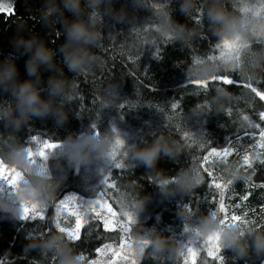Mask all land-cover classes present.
I'll list each match as a JSON object with an SVG mask.
<instances>
[{
    "label": "trees",
    "instance_id": "trees-1",
    "mask_svg": "<svg viewBox=\"0 0 264 264\" xmlns=\"http://www.w3.org/2000/svg\"><path fill=\"white\" fill-rule=\"evenodd\" d=\"M0 4L15 8L12 15L0 13V77L9 67L16 69L13 80L0 83V160L17 147L35 148L32 137L63 144L98 132L105 142L106 160L115 152L125 168L113 170L116 186L104 196L94 190L102 187L100 170L110 167L106 160L90 153L86 162L75 164L56 149L46 164L53 185L59 187L44 219L27 222L0 212V264H60L63 255L81 258V254L84 264H186V257L187 264H264V252L258 253L254 245L255 236L264 233V187L259 186L264 181V147L257 145L264 140L258 129L248 127L251 122L264 129L259 116L264 102L251 89L235 84L213 81L202 89L187 84V80L207 82L228 75L264 92V43H256L264 40V15L258 26L249 23L264 0H79V13L68 10L65 0H0ZM212 7L226 17H240L245 29L239 36L224 38L219 26L208 19ZM200 9L202 18L197 20ZM76 21L90 27L95 43L69 44L68 31ZM41 45L52 53L51 65L39 64L36 74L29 75V61ZM77 47L87 50L89 61L70 71L65 53ZM206 66L214 70L203 75ZM50 80L61 85L55 96L50 95ZM26 81L39 90L42 100H51L53 112L29 116L14 126L4 119L7 113L19 115L12 85ZM173 102L180 107L173 110ZM245 115L249 121L243 120ZM245 131L256 135L237 140L235 134ZM205 137L210 147L218 149L231 137L232 155L213 152L204 157L209 151L200 147ZM117 140L125 143L117 145ZM154 145L162 150L152 167L134 158V153ZM245 155L252 168L244 165ZM205 168L217 178V198L224 193L230 209L233 202L243 203L233 212L239 216L238 231L244 233L240 245L245 251L241 255L223 248L212 258L202 250L191 262L184 229L207 216L217 188H209L212 177ZM194 176L202 178L199 186L182 187L177 182ZM249 192L248 200H242ZM69 193L89 202L98 197L107 200L117 214L111 215V209L98 212L115 230L104 231L95 212L88 211L78 241L59 231L56 204ZM223 216L218 215L220 221ZM58 235L62 238L50 248L49 241ZM158 239L167 241L164 251L155 252L146 244L142 255L137 253L138 241ZM109 243L112 249L96 252Z\"/></svg>",
    "mask_w": 264,
    "mask_h": 264
},
{
    "label": "clouds",
    "instance_id": "clouds-1",
    "mask_svg": "<svg viewBox=\"0 0 264 264\" xmlns=\"http://www.w3.org/2000/svg\"><path fill=\"white\" fill-rule=\"evenodd\" d=\"M65 7L73 13H79V0H65ZM184 11V8L181 9ZM261 14L253 12L249 17V23L254 27L258 26L261 21ZM208 19L212 24L218 25L219 30L223 31L224 38L236 35L239 36L245 29V22L240 18L226 17L221 13V10L212 7L208 12ZM69 44H93L96 42V35L89 26L84 25L80 21L73 22L68 31ZM30 47V45H29ZM52 53L46 50L42 45L37 46L32 59L29 61L31 65L29 75H35L39 64L51 65ZM65 60L70 71L82 69L89 61V53L87 50L77 47L65 53ZM214 69L205 67L202 74L208 75ZM16 75L15 66H11L5 70L0 83H6L13 80ZM50 95L55 96L61 90L59 83L49 81ZM14 94L17 97V105L15 111L18 116L13 117L12 113H7L4 119L12 121L14 126L26 122L29 116H45L49 112H53L52 102L44 101L40 97L39 90L30 81L23 84H13ZM115 131V128H113ZM118 141V140H117ZM116 141V143H117ZM118 145V144H117ZM88 148L87 152L82 149ZM56 149L67 155L69 162L82 164L87 161L90 153L96 154V159L106 160L107 156L104 153L105 142L99 137L98 132H94L91 136H87L84 140H76L69 143H59L58 147L53 148L47 154V160L52 156ZM161 146L154 145L152 148L140 150L134 153V158L141 161L146 167H152L157 159ZM46 160V161H47ZM46 161L43 166L39 165L33 158L30 148L26 146L12 149L5 160H0V178L7 182V172L5 169H13L14 175L11 180L12 198L9 199L0 193V212L6 215H11L13 219L21 220L24 216V208L26 206H47L49 202L55 199L56 189L59 184L52 183V176L48 170ZM178 183L182 187L199 186L202 183V178L198 176L181 178ZM186 211H191L190 206H185ZM220 219L216 213H211L204 218L201 224L195 228L185 227L184 232H192L193 236L190 240L199 237L207 238L209 236L217 238L220 248L236 249L241 255L244 254V247L240 245V238L244 235L238 231L239 225H232L227 228L220 227ZM62 237L58 235L52 241H49L50 248L56 247L57 241ZM146 244H150L155 252H162L165 249L167 241L158 239L156 241H138L137 253L142 255ZM254 245L258 253L264 252V233H258L254 238ZM181 254L183 250L181 249ZM60 264H84V261L77 255L68 257L63 255Z\"/></svg>",
    "mask_w": 264,
    "mask_h": 264
},
{
    "label": "snow or ice",
    "instance_id": "snow-or-ice-1",
    "mask_svg": "<svg viewBox=\"0 0 264 264\" xmlns=\"http://www.w3.org/2000/svg\"><path fill=\"white\" fill-rule=\"evenodd\" d=\"M257 11L261 14L264 15L262 13H264V5H262L260 8H257ZM7 12L8 15H12L15 13V8L14 6H9V5H5V4H0V13H5ZM200 15L196 18L197 20L202 18V9L199 10ZM256 43H264V40H260L257 41ZM159 52L160 50L156 49V55L159 57ZM212 58L215 59L216 56L212 55ZM213 81H219L222 84L225 85H237V86H242L244 88H249L251 89V92L255 94V96L259 99L260 102H264V92L258 91L256 87H253L251 83H242L241 81H237L232 79L230 76L228 75H219L218 78L216 79H212L210 81L207 82H199V81H192V80H187V84L188 86L190 85H195L198 89H202V88H208L209 87V83L213 82ZM124 106L122 105L121 108H123ZM180 107L179 102H173L171 104V108L173 110L177 109ZM229 114H231V109H228ZM260 116V120L264 121V111H261L259 113ZM243 120L244 121H249V117L247 115L243 116ZM96 125L94 124L93 127H95ZM249 128H255L259 130V136L262 138V140H264V129H261L259 124H253L251 122H249L248 124ZM183 135L185 136V138H188V130H184L183 131ZM236 139L237 140H243L245 137L251 136V137H255L256 133L255 132H237L236 134ZM30 142H34L36 144V147L33 148L31 146H29L30 150H31V154H33V158L34 157H39V160H37L36 158H34V160L41 166H43L44 161L47 160V154L50 152V150H52L55 147L59 146V143L57 142H51L47 139H43V140H39V138L37 137H32ZM122 143V141L118 140L117 144L120 145ZM232 140L231 137H229L227 139V142L225 144V146H223L222 148L218 149L216 147H210L211 142L205 137L203 143L201 144V148L204 147H208L209 151L207 152V154L204 157H210L211 154L213 152L217 153V154H222L225 157H228L230 155H232L233 153V149L231 147H229V145H231ZM257 145L259 147H264V143L261 142H257ZM47 150V151H46ZM117 153H112L110 159L106 160V163L108 165H110V167L108 168L107 171L101 169L100 170V174L102 175L103 179L100 182V185L102 186L101 189L99 191L94 190V193H102L105 195H107V189H111L114 188L116 186L115 181L112 180V174H113V170H122L125 169L124 166L120 163V159H117ZM39 161V162H38ZM243 162L244 165H246L248 168H252L253 167V163L250 160L248 155L243 156ZM262 164H264V160L261 161ZM205 171L208 173L209 177H212L211 182L209 183V188L215 187L217 182V178L213 177V173L211 170L205 168ZM255 175V172H253V176ZM7 182H5V180L3 178H0V193L5 194L9 199L12 198V192H11V180H12V172L11 170H7ZM252 179V176H250V179ZM111 181V182H110ZM259 186L260 187H264V181L259 182ZM194 196H196L195 194H193ZM251 195V193H246L241 199L246 201L248 200L249 196ZM198 197V196H196ZM220 198L223 199V208H224V221L223 223H227V221L229 220V217L227 215V205L224 203V193L220 194ZM77 201H79V204H77ZM85 201L86 199H82L81 197H79L76 194H64L63 198L59 200V202L56 204V217H57V223H56V228L59 231H62L64 233L67 234V236L72 239V241H78L80 239V233L81 230L83 228V224L81 223V216L86 214L88 211H92L95 212L96 217L99 218L100 223L103 225V229L104 231H113L115 230L114 227H110L108 225V221L101 216V214L96 211V208L93 206L91 207L89 210H85L84 205H85ZM107 204V208L111 209V211L109 213H111V215L113 213H116L113 210V207L108 203L107 200L103 201V204H101V201L98 202L96 205H101V207H103L104 204ZM71 204L72 205V212L71 214L76 216V222H75V227L74 229H69V228H65V227H61L60 223H59V219L61 216V211L62 208H64L65 206ZM235 207L239 208L240 204L237 203L235 205ZM47 206H26L24 208V216L21 219V221H27V222H32L35 221L37 218L39 219H44V213L46 211ZM80 208H84V212L81 213L79 211ZM117 214V213H116ZM239 217L236 214H232L230 219H235ZM84 223H87V221L85 220ZM116 227H119V223H116L115 225ZM21 227L23 228L24 225L22 224ZM122 233H125L124 229H121ZM124 243L123 238H121V245ZM113 245L112 244H104L102 247L97 248L96 252L102 253L104 252L105 249H112ZM202 250H206L207 251V255L209 257L215 258V254L219 253L221 251L220 245L218 243V240L213 243L211 240L207 243L202 242L199 237H196L192 240H189L187 242V246H186V251L189 254V256H191L193 258V260H195L196 258L199 257V254ZM116 255L118 256V254L116 253ZM81 258H85V256L83 254H81ZM123 259L127 260V257L124 256ZM186 264H187V257L185 258ZM91 264H97L96 261H91Z\"/></svg>",
    "mask_w": 264,
    "mask_h": 264
},
{
    "label": "rangeland",
    "instance_id": "rangeland-1",
    "mask_svg": "<svg viewBox=\"0 0 264 264\" xmlns=\"http://www.w3.org/2000/svg\"><path fill=\"white\" fill-rule=\"evenodd\" d=\"M232 53H237V52H234V51H232ZM122 143L124 144L125 143V141H123L122 140ZM7 170L8 169H5V171L7 172ZM11 172H12V176L14 175V170H11ZM219 186V185H218ZM218 186H216L217 188H214V192L216 193V194H213L212 196H211V198H210V200H209V202H212L213 203V206H211V204H210V208H209V211H208V213H207V216H205L204 218H206V217H208L211 213H216L217 215H221V217L223 216V214H224V216H225V213H224V208H223V201H222V199L221 198H217L216 197V195L220 192V188L218 187ZM3 194V193H2ZM4 196H6L5 194H3ZM100 197H98V198H96L95 200H93V201H90L89 202V200H86L85 201V205H84V208H85V210L87 211V210H89L91 207H93L94 205V207L96 208V211H103V212H105V213H108V211H110V209H108L107 208V204L105 203L104 205H103V207H101V205H96L98 202H100L101 201V204H103V201L101 200V199H99ZM228 202V201H227ZM226 202V205L228 206L229 205V202L227 203ZM239 204H240V207L239 208H241V206H242V204L243 203H240V202H238ZM77 204H79V201H77ZM233 205H232V207H231V209L229 208V207H227V210H229L230 212L227 214L228 215V217H229V220L227 221V223H223V221H224V216H223V219L221 220V223H220V227L221 228H227V227H230V226H232V225H237L238 224V221H239V217H237V218H235V219H230V217H231V215L232 214H235L234 212H233V210L235 211L236 210V208L237 207H235V205L237 204V202L235 203V202H233L232 203ZM84 208H80L79 209V211L81 212V213H83L84 212ZM72 205L71 204H69V205H67V206H65L64 208H62V211H61V216H60V220L59 221H62V224L64 225V224H67V223H70V227H65V228H69V229H74V227H75V222H76V216H74V215H72L71 214V212H72ZM87 214V213H86ZM86 214H84V215H82L81 216V223L83 224L84 223V220H85V217H86ZM55 217H56V214H55ZM220 217V218H221ZM203 218V219H204ZM203 219H202V221H203ZM56 220H57V217H56ZM201 221V222H202ZM243 222V220L241 221V223ZM201 224V223H200ZM111 225V224H110ZM113 225H115V224H113ZM199 225V224H198ZM198 225H191V226H187V227H189V228H195V227H197ZM61 227H64V226H62L61 225ZM185 235L186 236H189L188 238H187V241H189L190 240V237H192L193 236V233L192 232H185ZM202 242H204V243H207V242H209L210 240L213 242V243H215L216 241H217V238H213V237H211V236H209V237H207V238H199ZM189 259H191V262L193 261V258L191 257V256H189Z\"/></svg>",
    "mask_w": 264,
    "mask_h": 264
}]
</instances>
